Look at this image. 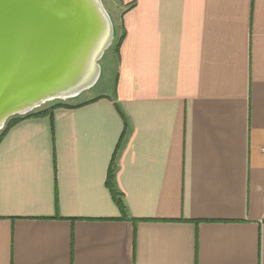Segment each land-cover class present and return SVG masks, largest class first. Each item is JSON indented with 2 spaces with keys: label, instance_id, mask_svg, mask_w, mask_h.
Masks as SVG:
<instances>
[{
  "label": "crops",
  "instance_id": "crops-1",
  "mask_svg": "<svg viewBox=\"0 0 264 264\" xmlns=\"http://www.w3.org/2000/svg\"><path fill=\"white\" fill-rule=\"evenodd\" d=\"M117 7L113 93L0 144V264H264V0Z\"/></svg>",
  "mask_w": 264,
  "mask_h": 264
},
{
  "label": "water",
  "instance_id": "water-1",
  "mask_svg": "<svg viewBox=\"0 0 264 264\" xmlns=\"http://www.w3.org/2000/svg\"><path fill=\"white\" fill-rule=\"evenodd\" d=\"M115 40L103 0H0V133L16 116L94 90Z\"/></svg>",
  "mask_w": 264,
  "mask_h": 264
},
{
  "label": "trees",
  "instance_id": "trees-1",
  "mask_svg": "<svg viewBox=\"0 0 264 264\" xmlns=\"http://www.w3.org/2000/svg\"><path fill=\"white\" fill-rule=\"evenodd\" d=\"M134 7H135V5L128 6L125 9V11L122 13V17L125 15V13L132 10ZM124 38H125L124 33L121 36H119V35L116 36V40H115V42H114V44L110 50H113L116 52V54H119ZM79 99L75 100V101H68V102L55 101L52 103H48L45 106H43L42 108H40V109H38V110H36V111L26 115V116H16V117L10 119L8 121L5 129L0 133V144L3 141V139L5 138V136L7 135V133L10 131V129L22 121L29 120V119L43 118V117H50L52 119L54 111L57 109H60V108L77 109V108H81L85 105H88V104L98 100V98L94 99V100H90V101H83V100H79ZM117 174H118V165L116 163V157H114V159L111 163V166H110L109 173H108L107 187L111 193V196H112L114 203L117 205L118 209L120 210L121 219L122 220H128V219L130 220V219H132V217L130 216L129 208L126 204L124 195L122 194V192L120 191V189L117 185Z\"/></svg>",
  "mask_w": 264,
  "mask_h": 264
},
{
  "label": "rangeland",
  "instance_id": "rangeland-1",
  "mask_svg": "<svg viewBox=\"0 0 264 264\" xmlns=\"http://www.w3.org/2000/svg\"><path fill=\"white\" fill-rule=\"evenodd\" d=\"M104 5L108 12L110 13L114 26L116 29V36L120 34L121 30V20H120V11L117 7L118 0H103ZM100 67L102 70L101 79L97 87L89 93L83 95L79 100H84L90 96L99 95L102 93V90L107 87L106 92L111 95L113 93V86L115 83L116 72H117V54L115 51L110 50L106 53L104 59L100 62ZM92 94V95H91Z\"/></svg>",
  "mask_w": 264,
  "mask_h": 264
}]
</instances>
